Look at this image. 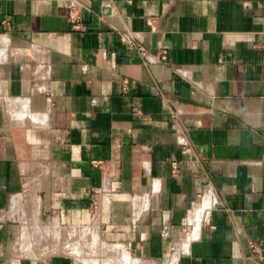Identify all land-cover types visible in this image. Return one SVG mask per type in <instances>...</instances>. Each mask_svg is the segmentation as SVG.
<instances>
[{"label":"crops","instance_id":"0c3cea01","mask_svg":"<svg viewBox=\"0 0 264 264\" xmlns=\"http://www.w3.org/2000/svg\"><path fill=\"white\" fill-rule=\"evenodd\" d=\"M0 264H264V0H0Z\"/></svg>","mask_w":264,"mask_h":264},{"label":"built area","instance_id":"2783aa9c","mask_svg":"<svg viewBox=\"0 0 264 264\" xmlns=\"http://www.w3.org/2000/svg\"><path fill=\"white\" fill-rule=\"evenodd\" d=\"M127 43L129 44L130 47H136L134 40L127 35V38H125ZM164 59V56H163ZM250 250H251V257L254 260L261 261L262 260V249L259 243H251L249 245Z\"/></svg>","mask_w":264,"mask_h":264},{"label":"rangeland","instance_id":"374dc122","mask_svg":"<svg viewBox=\"0 0 264 264\" xmlns=\"http://www.w3.org/2000/svg\"><path fill=\"white\" fill-rule=\"evenodd\" d=\"M92 253V252H91Z\"/></svg>","mask_w":264,"mask_h":264}]
</instances>
